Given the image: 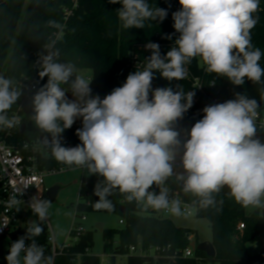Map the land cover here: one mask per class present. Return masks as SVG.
Listing matches in <instances>:
<instances>
[{"label":"clouds","instance_id":"1","mask_svg":"<svg viewBox=\"0 0 264 264\" xmlns=\"http://www.w3.org/2000/svg\"><path fill=\"white\" fill-rule=\"evenodd\" d=\"M108 2L121 5L116 12L126 30L145 28L147 21H163L168 15L166 9L150 7L148 0ZM179 4L180 10L172 13L179 35L171 49L162 56L158 43H147L151 55L143 69L130 73L122 86L103 99L92 95L93 77L77 73L72 63L59 61L54 40L39 56V77L48 79L32 97V119L46 134L42 145L57 162L103 178L94 188L99 197L96 210L111 211L114 206L108 197L118 190L144 210L190 215L187 206L182 210L178 197L170 199V189L165 186L178 160L182 171L176 179L182 182V191L198 197L202 207L214 206V194L226 187L244 208L264 209V142L257 137V100L236 93L234 99L205 106L202 119L182 139L176 125L193 106L195 93L185 92L180 85L175 89L152 87L156 72L170 82L186 79V65L195 58L208 73L226 78L234 86H242L246 80L264 84L260 64L264 52L254 46L251 35L259 21L260 0H179ZM50 24L60 27L54 21ZM69 91L72 100L66 96ZM21 94L12 79L0 76V128L19 124V117H9L8 112ZM78 118H82V127L76 135L81 143L62 146V133ZM153 185L158 194L150 191ZM20 203L12 195L7 206L19 211ZM29 207L43 222L51 201L33 197ZM42 232L37 220L31 222L27 235L11 244L7 264H54V258L46 257L44 247L33 239ZM26 239L32 242L26 245Z\"/></svg>","mask_w":264,"mask_h":264},{"label":"trees","instance_id":"2","mask_svg":"<svg viewBox=\"0 0 264 264\" xmlns=\"http://www.w3.org/2000/svg\"><path fill=\"white\" fill-rule=\"evenodd\" d=\"M176 2L178 8L174 9L169 0H148L150 7L166 9L167 17L163 21H147L146 27L142 29L126 30L118 20L116 12L121 5L110 4L108 0H0V76L12 79L14 86L19 90L21 79L35 78L39 74V56L44 53L45 45L54 40L60 62L72 63L76 70H92V95H99L103 99L114 88L122 86L130 73L135 72L129 68V60L133 54L139 57L144 67L145 59L151 55V51L139 50V45H146L149 42L158 43L163 56L171 49L179 35L175 32L172 19V13L180 10L181 7L179 0ZM67 11L72 13L67 14ZM256 15L259 21L251 30L252 42L264 52V0H260V9ZM52 21L60 27L50 24ZM58 34L59 38H57ZM168 36H171V39H168ZM260 64L264 68V56ZM186 67L192 76L202 80L207 94L218 103L234 99L236 93H241L264 104V84H254L246 80L244 85L234 86L226 78L204 72L199 58L193 59ZM39 79L42 81L40 86L42 87L47 83L48 78L39 77ZM212 81H215V90L209 88ZM177 85L188 92L191 82L187 79L170 82L163 79L159 72L155 73L152 81L153 89L161 87L175 89ZM62 87L67 88L68 85ZM36 91L29 98L21 94L20 99L8 112L10 115L19 110L22 124L25 125L24 132L18 128L12 137L5 136L10 144L20 146L45 134L36 127L32 119V97ZM205 106L209 104L203 102L194 104L177 122L176 127L187 125L192 127L202 119L204 114L202 110ZM81 127L82 118H78L71 128L65 129L62 133V140H66L74 147L80 144L76 130ZM257 137L264 142V133H258ZM60 165L56 160L47 159L44 168L59 169ZM102 179L97 175L82 178L81 186L87 189V195L84 201L78 203L76 209L78 212L115 213L124 221V225L119 229L102 231L105 240L104 254L110 256L111 264H116L117 256H127L126 264H208L209 262L264 264V248L258 254H251L247 249L248 241L264 229V209L248 212L234 201L226 187L214 194L216 200L214 206L202 207L198 197L182 191V182L178 181L176 176L169 177L166 181L170 191L178 190L183 200L194 203L197 207V217L206 219L211 226V242L215 248V258L210 259L199 250H194L193 257L187 258L183 254L192 243L190 237L195 236L192 230L179 227L171 220L155 215L151 208L144 210L142 206L128 202L118 190H114L108 197L114 206L111 211L96 210L94 188ZM43 199L49 200L47 197ZM124 206L125 214L120 211ZM30 218L37 220V223L43 227L42 234L33 239L44 247L46 257L54 258V264L101 263V257L90 254L94 244L91 231L86 230L76 241L71 240L69 244L56 248L53 255L47 221L40 222L32 212H28L25 217L27 228L30 227ZM239 224H244L245 228L240 230ZM73 234L71 231V238ZM31 242L30 239L25 240L26 245ZM139 242L145 248H164L160 259L155 261L152 256L130 254L129 248ZM194 242H200L197 234Z\"/></svg>","mask_w":264,"mask_h":264},{"label":"built area","instance_id":"3","mask_svg":"<svg viewBox=\"0 0 264 264\" xmlns=\"http://www.w3.org/2000/svg\"><path fill=\"white\" fill-rule=\"evenodd\" d=\"M169 3L172 8L177 9L178 4L176 0H169ZM67 14H71V11H67ZM59 38V34L57 36ZM139 50H147L145 45H139ZM162 55V54H161ZM163 56V55H162ZM201 67L205 70V66L202 61H200ZM129 68L131 71H136L137 69H143V62L140 61L139 57L133 54L129 60ZM41 70V66L38 67V73ZM189 71V70H188ZM191 82V87L188 91H192L195 93L194 96V104H199L203 102L204 104L214 105L217 102L216 99H212L208 94L207 90L199 77H194L189 71V74L186 78ZM42 84V81L39 79V74L35 78L25 77L21 79L19 82V90L25 98H29L31 94L36 91ZM209 88L212 90L216 89L215 84H209ZM151 95V94H150ZM259 118L257 119V134L264 133V104L262 108L258 109ZM13 114L19 117V124L11 129L0 128V241L3 240L7 235L16 229L15 224L20 222H25V217L28 212H32L29 207L30 201L33 197L43 199L46 197L47 188L45 186V179L48 175L55 174L58 171L71 169L63 164L60 165L59 169L47 170L45 169V161L47 159L55 160L50 151L44 148L42 145V139L44 135H39L36 139L31 141H26L22 145L17 146L10 144L5 136L12 137L14 132L22 126V115H20V111L17 110L14 113L10 114L11 117ZM204 115V114H203ZM178 131H181V138L183 139V135L185 131H190L191 125L187 126H179L176 127ZM62 146L65 147H74L72 144L67 142L66 140H62ZM75 168V167H73ZM182 171L179 160L174 168V175L180 173ZM165 186L168 187L167 183ZM22 191V195H18L19 192ZM150 191H154L157 194L159 193V189L153 185ZM12 195H17V198L21 200V203L17 205L19 207V211L16 208H9L7 206V202ZM179 198L182 201L181 208L182 210L187 206L190 209L191 214L188 216H197V207L194 203L187 202L183 200L180 192L178 190L170 191V199L171 198ZM81 198V197H80ZM87 202V201H86ZM89 204V202H87ZM136 203V202H134ZM137 204V203H136ZM78 205V204H77ZM138 205V204H137ZM140 206V205H139ZM153 210V209H152ZM155 215L159 216L160 214L169 215L167 210H153ZM21 215V218H18L17 215ZM81 221H86L85 215L81 216ZM74 223L72 232L73 239L76 241L78 237L84 233L86 230L84 228L83 223ZM120 223L124 225V221L121 220ZM6 226H2L5 225ZM239 229H244V224H239ZM49 242L53 246V255L55 254L56 247L55 238L50 231ZM193 235L190 237V241L193 240ZM152 252V254H148V252ZM164 252V248L161 247H150L145 248L139 242L137 245L131 246L129 248L130 254H137L140 256H152L155 261L160 259L161 254ZM194 249L191 245L184 251V257L191 258L193 257ZM167 264V263H162Z\"/></svg>","mask_w":264,"mask_h":264},{"label":"rangeland","instance_id":"4","mask_svg":"<svg viewBox=\"0 0 264 264\" xmlns=\"http://www.w3.org/2000/svg\"><path fill=\"white\" fill-rule=\"evenodd\" d=\"M77 73L83 74L86 77L93 76L91 69L77 70ZM84 176H89L86 170H82L80 168H71L68 170L58 171L55 174L48 175L46 177L45 186L47 189L56 186L60 188L56 200H50L51 207L49 209V214L46 221L48 222L49 230L55 235L56 242L54 246L56 248H61L64 244H69L73 239L70 237V229L75 222H82L81 216L85 215L86 221L82 222L84 228L85 230L91 231L93 233L94 244L90 254L101 257L100 264H111L110 256L104 254L105 240L103 239V232L98 228V225L103 226V230L119 229L123 226L122 223H120L121 218L115 213L77 211V204L84 201L87 195V189L81 186V181ZM246 209L248 212L256 211V209L253 208ZM17 216L18 218H21V215L18 214ZM159 217L169 219L179 227L192 230L195 236L196 234L198 235L200 242H207L212 238L211 226L206 219L198 218L197 216L183 215L177 217L172 214L163 215L160 213ZM15 227H17V229L25 228V224L18 221L15 224ZM195 236L193 235V243L195 241ZM13 242L7 246L5 250V258L8 255L9 248ZM263 248L264 229L247 243V249L251 254H258ZM148 254H152V252L150 251ZM126 261L127 256L116 257V264H126ZM208 264L213 263L209 262Z\"/></svg>","mask_w":264,"mask_h":264},{"label":"water","instance_id":"5","mask_svg":"<svg viewBox=\"0 0 264 264\" xmlns=\"http://www.w3.org/2000/svg\"><path fill=\"white\" fill-rule=\"evenodd\" d=\"M66 96H67V98L69 100L74 99V97L72 96V93L71 92H67L66 93ZM150 99H151V95H150ZM258 104H259V108H262L263 107V103L262 102H259ZM24 130H25V125L22 124V126H21V132H24ZM59 190H60V188L57 187V186L56 187L49 188L47 190V192H46V197L49 200H51V201L56 200V197L58 195ZM93 198L95 199L96 202L99 200V197L95 196V194L93 195ZM120 211L123 214H125L126 213L125 206L122 207L120 209ZM33 221H35L34 218H30L29 226H30V223L33 222ZM98 228L101 231H103V226L98 225ZM26 233H27V227L15 229V230L11 231L7 235V237H5L3 240L0 241V264H7L6 258H5V255H6L5 254V250H6L7 246L11 242H13V241H15V240H17V239H19L21 237H24L26 235ZM191 247L194 250H199V251L204 252L208 257H210V259L211 258H215V256H216L215 248H214L212 242H209V241H207V242H199V243H196V242L193 243L192 242L191 243Z\"/></svg>","mask_w":264,"mask_h":264},{"label":"crops","instance_id":"6","mask_svg":"<svg viewBox=\"0 0 264 264\" xmlns=\"http://www.w3.org/2000/svg\"><path fill=\"white\" fill-rule=\"evenodd\" d=\"M52 175V174H51ZM24 224H25V227H26V223L25 222H23ZM48 223V222H47ZM74 225V224H73ZM72 228H73V226H72ZM72 228L70 229V233H71V231H72ZM16 229H17V227H16ZM53 233V232H52ZM53 235H54V233H53ZM54 238H55V235H54ZM55 242H56V239H55ZM209 242H211V239L209 240ZM65 245V244H64Z\"/></svg>","mask_w":264,"mask_h":264}]
</instances>
